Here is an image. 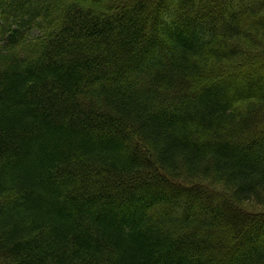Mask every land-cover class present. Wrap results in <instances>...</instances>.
Listing matches in <instances>:
<instances>
[{"label": "trees", "instance_id": "trees-1", "mask_svg": "<svg viewBox=\"0 0 264 264\" xmlns=\"http://www.w3.org/2000/svg\"><path fill=\"white\" fill-rule=\"evenodd\" d=\"M261 61L264 0H0V264H264Z\"/></svg>", "mask_w": 264, "mask_h": 264}, {"label": "rangeland", "instance_id": "rangeland-1", "mask_svg": "<svg viewBox=\"0 0 264 264\" xmlns=\"http://www.w3.org/2000/svg\"><path fill=\"white\" fill-rule=\"evenodd\" d=\"M260 63H262V64H264V61H261ZM251 66H254L251 62L250 63H243L242 64V66L240 67L242 70H247L249 67H251ZM256 67H258V66H256ZM260 67V66H259ZM258 67V68H259ZM244 68H246V69H244ZM240 70V69H239ZM233 72H234V70L233 69H226V68H219L217 71H215L211 76H207V78H204L201 82H200V85L199 86H201V85H205V83L207 82H217V81H219V80H222V79H229V78H231L233 75ZM257 72H258V70H257ZM259 72L261 73V74H263V76H264V65L263 66H261L260 68H259ZM197 85H198V83H197ZM213 190H217L216 188L214 189L213 188ZM218 191V190H217ZM219 191H221V190H219ZM204 199H205V201H207V202H211V200H213V198H212V196H204ZM204 199H202V200H204ZM215 199V198H214ZM248 205H250V207L251 208H253V206H255L254 204H248ZM252 224V223H251ZM239 225H242V224H239ZM238 225V227H239V229H241V227L242 226H239ZM249 225H247V227H248ZM229 229H232L231 230V233L232 234H234V236H235V239L238 241V239L240 240L241 239V241L242 240H244V237L243 236H241V234H238L237 232H238V229H236L235 227L233 228V227H228ZM230 233V234H231ZM237 234V235H236ZM228 239V238H227ZM256 239H257V242H261V241H263V237H256ZM222 240H224V242H226L227 243V240H226V236H223L222 237ZM223 242V243H224ZM250 244V243H249ZM251 245V244H250ZM230 248H228L226 251H224V255H223V257H227V259L229 258V255L231 256V254H237V253H239V251L237 250V249H230ZM222 252V251H221ZM220 261V260H219Z\"/></svg>", "mask_w": 264, "mask_h": 264}]
</instances>
